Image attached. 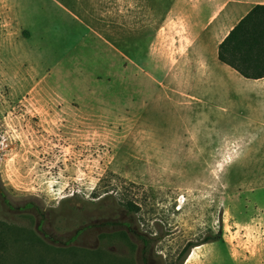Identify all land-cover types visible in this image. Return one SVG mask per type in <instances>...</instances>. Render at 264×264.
<instances>
[{
    "label": "rangeland",
    "instance_id": "374dc122",
    "mask_svg": "<svg viewBox=\"0 0 264 264\" xmlns=\"http://www.w3.org/2000/svg\"><path fill=\"white\" fill-rule=\"evenodd\" d=\"M238 1L0 0V264H264Z\"/></svg>",
    "mask_w": 264,
    "mask_h": 264
},
{
    "label": "trees",
    "instance_id": "16d2710c",
    "mask_svg": "<svg viewBox=\"0 0 264 264\" xmlns=\"http://www.w3.org/2000/svg\"><path fill=\"white\" fill-rule=\"evenodd\" d=\"M217 49L218 60L243 78H264V5L252 7Z\"/></svg>",
    "mask_w": 264,
    "mask_h": 264
},
{
    "label": "crops",
    "instance_id": "0c3cea01",
    "mask_svg": "<svg viewBox=\"0 0 264 264\" xmlns=\"http://www.w3.org/2000/svg\"><path fill=\"white\" fill-rule=\"evenodd\" d=\"M255 5H264V0H246V1H241V2L238 1L236 2L232 11H235L237 14L244 12V15H246L250 11V9L254 7ZM248 80L256 83L257 81H264V78L248 79ZM251 95L253 98L264 100V89H262L261 91H254L252 92Z\"/></svg>",
    "mask_w": 264,
    "mask_h": 264
},
{
    "label": "bare ground",
    "instance_id": "6f19581e",
    "mask_svg": "<svg viewBox=\"0 0 264 264\" xmlns=\"http://www.w3.org/2000/svg\"><path fill=\"white\" fill-rule=\"evenodd\" d=\"M190 257V256H189Z\"/></svg>",
    "mask_w": 264,
    "mask_h": 264
}]
</instances>
